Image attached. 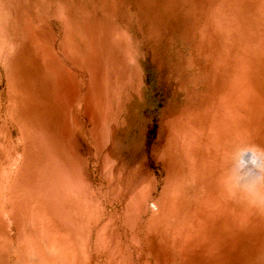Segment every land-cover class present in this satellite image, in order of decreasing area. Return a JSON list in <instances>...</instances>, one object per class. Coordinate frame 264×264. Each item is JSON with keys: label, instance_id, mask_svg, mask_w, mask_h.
Returning <instances> with one entry per match:
<instances>
[{"label": "rangeland", "instance_id": "obj_1", "mask_svg": "<svg viewBox=\"0 0 264 264\" xmlns=\"http://www.w3.org/2000/svg\"><path fill=\"white\" fill-rule=\"evenodd\" d=\"M241 138L264 0H0V264H264Z\"/></svg>", "mask_w": 264, "mask_h": 264}, {"label": "clouds", "instance_id": "obj_2", "mask_svg": "<svg viewBox=\"0 0 264 264\" xmlns=\"http://www.w3.org/2000/svg\"><path fill=\"white\" fill-rule=\"evenodd\" d=\"M221 184L230 199L264 213V147L248 139L235 141L225 157Z\"/></svg>", "mask_w": 264, "mask_h": 264}]
</instances>
